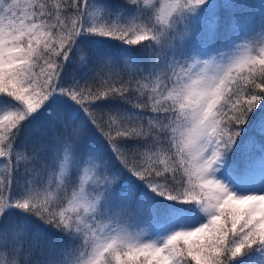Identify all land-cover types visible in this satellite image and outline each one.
<instances>
[{"label":"snow or ice","instance_id":"1","mask_svg":"<svg viewBox=\"0 0 264 264\" xmlns=\"http://www.w3.org/2000/svg\"><path fill=\"white\" fill-rule=\"evenodd\" d=\"M0 264H264V0H0Z\"/></svg>","mask_w":264,"mask_h":264}]
</instances>
